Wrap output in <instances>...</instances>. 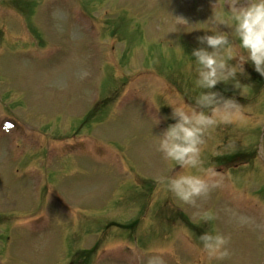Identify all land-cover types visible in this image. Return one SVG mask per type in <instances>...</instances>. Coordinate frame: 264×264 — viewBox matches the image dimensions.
Segmentation results:
<instances>
[{
    "label": "rangeland",
    "instance_id": "1",
    "mask_svg": "<svg viewBox=\"0 0 264 264\" xmlns=\"http://www.w3.org/2000/svg\"><path fill=\"white\" fill-rule=\"evenodd\" d=\"M0 2V264H264V75L246 63L215 86L243 107L206 130L200 169L157 150L230 0ZM188 173L209 184L195 203L159 182ZM194 230L230 254L208 259Z\"/></svg>",
    "mask_w": 264,
    "mask_h": 264
},
{
    "label": "clouds",
    "instance_id": "2",
    "mask_svg": "<svg viewBox=\"0 0 264 264\" xmlns=\"http://www.w3.org/2000/svg\"><path fill=\"white\" fill-rule=\"evenodd\" d=\"M207 21L205 34L197 37L203 46L193 48L190 55L194 58L195 86L201 91L193 97L191 104L170 105L174 122L156 135L157 150L181 168L200 169L206 130L217 122V117L230 122L242 112L243 106L235 97L213 90L215 86L221 82H233L235 86L237 74L244 73L246 63H251L264 75V0H230L226 12L213 9ZM219 25H226L231 31H221ZM237 42L244 51L238 58L233 54ZM159 182L186 203H195L197 197L209 190L204 176L195 173L163 176ZM211 218L205 216V219ZM199 241L208 259L222 260L230 254L229 237L222 233L203 232ZM148 264H164V261L161 256L154 255Z\"/></svg>",
    "mask_w": 264,
    "mask_h": 264
}]
</instances>
